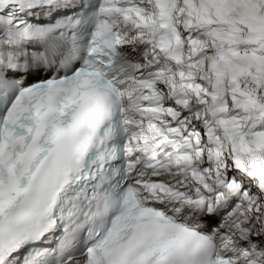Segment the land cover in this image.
<instances>
[{
  "label": "snow or ice",
  "instance_id": "6c2138e0",
  "mask_svg": "<svg viewBox=\"0 0 264 264\" xmlns=\"http://www.w3.org/2000/svg\"><path fill=\"white\" fill-rule=\"evenodd\" d=\"M0 264H264V0H0Z\"/></svg>",
  "mask_w": 264,
  "mask_h": 264
}]
</instances>
